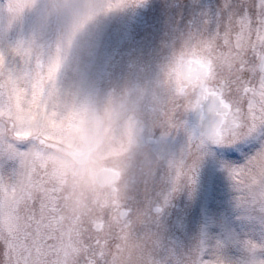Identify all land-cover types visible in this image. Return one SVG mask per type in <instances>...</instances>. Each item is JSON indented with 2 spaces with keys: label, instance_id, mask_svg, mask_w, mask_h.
<instances>
[{
  "label": "snow or ice",
  "instance_id": "6c2138e0",
  "mask_svg": "<svg viewBox=\"0 0 264 264\" xmlns=\"http://www.w3.org/2000/svg\"><path fill=\"white\" fill-rule=\"evenodd\" d=\"M13 3L9 11L19 15L25 3ZM0 57V90L8 95L0 105V264H161L152 234L135 235L136 223L144 221L134 220L124 202L96 215L68 203L48 165V130L39 126L43 117L22 134L20 94L28 89L33 102L37 95L29 87L33 62L23 43ZM59 68V58L48 66L45 78L53 85ZM164 83L172 97L162 137L186 135L181 151L166 163L174 190L195 183L199 162L191 158L193 149L201 158L211 149L244 159L228 170L237 200L264 210V0H222L204 13L181 37ZM160 104L156 98L152 112ZM187 264L257 262L229 259L218 245L193 253Z\"/></svg>",
  "mask_w": 264,
  "mask_h": 264
},
{
  "label": "rangeland",
  "instance_id": "374dc122",
  "mask_svg": "<svg viewBox=\"0 0 264 264\" xmlns=\"http://www.w3.org/2000/svg\"><path fill=\"white\" fill-rule=\"evenodd\" d=\"M23 2V11L13 15L7 8L9 0H0V52L7 57L13 47L23 43L24 54L33 62L29 87L31 93L37 95L33 102L28 89L20 94L19 119L25 126L22 134L32 131L41 116L39 126L48 130L47 141L49 138L63 143V140L86 150L101 134L103 147L91 158L87 168H61L65 163L59 158L69 163L61 156L48 157V165L62 192L69 189L66 197L80 211L86 215L93 210L102 214L108 207L111 190L98 185L96 173L120 159L123 153L114 152L113 148L129 150L131 142L113 143L114 136L103 134V125H96L99 122H95V118L114 116L113 112L120 118V110L112 99L123 96L124 85L132 98L140 99L143 89L159 92L156 80L163 84L165 68L170 62L162 56V48L167 47L172 38L181 39L204 13L215 11L222 0H122L111 9L107 5L115 0H83L82 9L75 7L71 0H49L51 8L44 7L42 0ZM95 4L105 6L99 8ZM53 14L68 18L67 47L56 43L57 27H37L38 19ZM39 47L41 51H36ZM57 58L60 68L53 85L45 77L49 64ZM124 73L131 82L122 81ZM114 74L115 91L111 84ZM94 94L98 99L96 103ZM7 99V93L0 90V105ZM87 117L84 129L80 127L83 120L79 119ZM96 126L98 131L94 130ZM146 131L149 134L151 130ZM161 138L173 139L174 148H183L186 143L184 132L171 137L161 135ZM232 167L229 158L212 159L207 166L204 155L198 163L195 183L180 185V194L176 196L181 198L182 209L188 212L191 208L195 214L196 233L187 237H155L157 259L161 264H187L193 253L201 249L215 250L218 245L229 259L254 260L257 264L264 260V210L238 202L228 171ZM122 170L125 174V168ZM145 182L150 185L146 186ZM133 183L135 186L130 191L134 198L152 196L153 200L163 203L166 196L173 195V178L167 168L148 180ZM190 186L193 189L189 190Z\"/></svg>",
  "mask_w": 264,
  "mask_h": 264
},
{
  "label": "flooded vegetation",
  "instance_id": "af4514ba",
  "mask_svg": "<svg viewBox=\"0 0 264 264\" xmlns=\"http://www.w3.org/2000/svg\"><path fill=\"white\" fill-rule=\"evenodd\" d=\"M180 42V38H172L170 39V42L168 43V46L164 49L162 48V56L166 57L167 60H171L173 53L175 49L178 47ZM161 56V58H162ZM122 81L125 83L131 82V80L128 78L126 73H124V78H122ZM157 81V85L160 86V89L163 87V84H160V81ZM116 82V75L114 74L111 79V84L114 89L116 90V85L113 84ZM124 90H121V93L123 96L131 97V93L129 92L128 88L124 85ZM131 89V87L129 86ZM144 86L140 87L139 89L142 90ZM154 92V91H153ZM149 92L143 89V92L140 94V100L142 101V104L144 105V110H142L145 114H149L152 112V109L154 107V103L156 98L159 97V92ZM96 94L93 95V102H97L98 99L95 98ZM83 99L85 98V95L82 96ZM98 97V94H97ZM114 116L109 117H101V118H95L96 125H103V134H112L115 139V130L117 126V122L119 120L118 116L115 115V112H113ZM89 120V118H80L79 120H83L82 124H80V127L86 128L85 120ZM97 120V121H96ZM102 122V123H101ZM94 130L98 131L99 128L96 126ZM150 133L146 135V139L149 143L150 140H153L154 142L152 144L156 145H166V151L169 156H173L178 154L181 151V147L174 146L176 145L173 139L168 138L169 141L163 140L161 138L162 133L158 132L156 129L150 128ZM102 139L104 137H101V134L97 136L95 139V142L91 147H88L86 150H80L78 145L75 144H66L62 140L63 143L59 144L56 142L47 141L48 147L50 149L49 157L55 156L59 158L66 157L69 160L68 162H65L63 158H59L63 160L65 163L64 166L61 168H87V164L91 161V158L99 152L100 148L103 147ZM104 142V141H103ZM123 142V141H122ZM118 146V144H117ZM126 146V145H124ZM130 150V149H129ZM129 150L125 148H113L114 152H122L123 154L120 155V159L115 161L114 163L111 162V164H108L102 168H111L114 169L119 173L118 181L113 185L109 186L111 190V197L108 200V207L113 205L117 200L124 202L125 206L131 210L132 217L141 218L144 223L137 222L135 225V235H141L144 232H150L152 234L153 239L155 237H176V236H193L196 233V217L193 212H191V208L186 212L185 208L182 209L181 207V198L180 196H176V193L180 194V186L176 187L174 190L173 188V195L172 196H166L163 203H159L155 200H153L152 196H141L138 198H134L132 196V192L130 191L135 185L132 182L129 188L128 195L122 199V191L123 188L121 186V179L124 176L121 166V160L122 158L129 152ZM89 152L90 155L87 160L80 161L77 159V156H81L82 154ZM228 157L225 155H222L214 150H209L207 154H205V159L207 166L211 165L212 159H221L224 161ZM230 159V158H229ZM230 161L233 164V167H236L244 162V159H230ZM167 168V167H165ZM146 186L150 185V182H145ZM189 190L193 189L191 186L188 188ZM185 211V212H184ZM134 219V218H133ZM135 220V219H134ZM180 260L177 261L179 263Z\"/></svg>",
  "mask_w": 264,
  "mask_h": 264
},
{
  "label": "clouds",
  "instance_id": "9594fccd",
  "mask_svg": "<svg viewBox=\"0 0 264 264\" xmlns=\"http://www.w3.org/2000/svg\"><path fill=\"white\" fill-rule=\"evenodd\" d=\"M44 7L51 8L49 0H42ZM71 3L78 8H83V0H71ZM13 3V0H9L7 8ZM96 7L102 8L104 4H95ZM68 18L66 16H58L53 14L47 18L38 19L37 27L45 28L49 25L58 28L56 43H60L67 47V38L65 36L67 28ZM36 51H41V48H36ZM165 80V78H164ZM172 97V89L169 85L163 82V87L159 90V99L161 104L160 110L145 114L142 111V101L139 98H132L122 96L119 98H113L115 105L120 110V118L117 122L115 136L116 140L113 143H118L120 140L125 142L130 141L131 147L129 152L122 158L121 166L125 168V174L121 179L122 199H124L128 193L130 185L134 180L145 181L152 178L162 168L166 167L167 159L169 157L166 151V145H156L149 143L146 139L147 128L156 129L158 132L164 133L168 131V119L169 115L166 110V102ZM176 133H172L174 136ZM169 136V137H171ZM191 158L195 161H200L201 157L197 150L193 149ZM69 189L65 188L62 195L66 197ZM68 203L73 205V201L68 199ZM92 198L88 197V204L91 206ZM95 210L89 213V215H95ZM136 219V217H133ZM127 264V262H122Z\"/></svg>",
  "mask_w": 264,
  "mask_h": 264
},
{
  "label": "water",
  "instance_id": "95a60500",
  "mask_svg": "<svg viewBox=\"0 0 264 264\" xmlns=\"http://www.w3.org/2000/svg\"><path fill=\"white\" fill-rule=\"evenodd\" d=\"M86 158H87V154L80 157L81 160ZM117 176L118 175L114 171L108 169H104L100 171L97 175L98 180L102 186L113 183L114 181H116Z\"/></svg>",
  "mask_w": 264,
  "mask_h": 264
}]
</instances>
